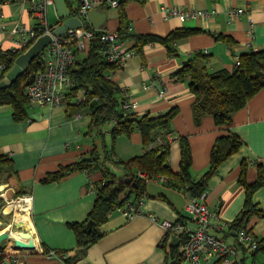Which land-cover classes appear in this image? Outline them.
I'll return each instance as SVG.
<instances>
[{
    "label": "crops",
    "instance_id": "1",
    "mask_svg": "<svg viewBox=\"0 0 264 264\" xmlns=\"http://www.w3.org/2000/svg\"><path fill=\"white\" fill-rule=\"evenodd\" d=\"M102 5L101 2L99 8L107 13L104 29L118 31L117 6L104 5L110 6L108 9ZM166 7L202 10L205 14L197 18L168 17L164 11ZM50 8L58 16L55 5ZM237 9L243 12L235 13ZM126 13L132 33L165 36L181 28L194 31L174 42L172 53L161 43L146 45L143 53L135 49L125 66L111 74V79L122 88L124 97L135 103L136 107L131 110L140 115L158 116L174 108L178 110L172 121L169 162L174 171L179 170V137H186L192 152L191 172L193 177L199 178L209 168L216 139L225 134L227 128L219 129L211 115L197 122L190 78L176 80L172 73L199 51L207 55L211 71H233L243 54L264 51V0H144L143 3L128 0ZM0 15L3 16L0 19V53L19 50L13 42L12 29L18 23L28 28L37 23L29 3L27 0L0 1ZM59 19L58 16L50 23L48 15L50 25L55 26ZM124 40L129 46L133 45L132 40ZM13 113L12 105L0 106V152L13 161L16 171L12 177L7 172L0 174L3 186L0 230L17 238L19 231L30 232L33 237L27 242L33 248L15 249L13 242L7 240L2 242L0 253L8 259L14 256L17 261L12 264H60L62 256L79 255L77 236L69 223L86 221L96 200L95 183L102 176L98 172L79 171L58 181L46 183L44 180L95 146L96 139L88 134L90 109L68 115L64 106L29 102L26 118L18 121ZM228 129L240 137L243 146L210 179L203 200L212 212L210 231L232 246L235 253L230 263L215 259L204 264H264V252L248 249L239 241L240 229L230 228L246 201V191L240 182L243 163L249 183L257 180L259 169L264 170V87L245 107L235 112ZM106 138L116 159L127 160L144 153L138 130L129 136L120 135L114 141L110 135ZM111 167L116 171V167ZM117 175H122L120 169ZM20 191L21 195L28 193L32 197L27 210L11 202ZM253 200L264 212V186L255 191ZM188 201V194L165 189L162 185L156 191L149 189V195L138 204L130 209L119 207L109 215L100 227L102 237L89 246L75 264H168L170 243L173 236L178 235H169L162 223L166 220L193 226ZM220 223L224 225L223 230L217 228ZM246 224L256 238L264 239V217L254 216ZM51 250L63 254L51 256Z\"/></svg>",
    "mask_w": 264,
    "mask_h": 264
},
{
    "label": "trees",
    "instance_id": "2",
    "mask_svg": "<svg viewBox=\"0 0 264 264\" xmlns=\"http://www.w3.org/2000/svg\"><path fill=\"white\" fill-rule=\"evenodd\" d=\"M127 1L119 0L117 6L118 32L121 39L132 40V47L139 53H143L144 47L152 43H161L172 53L174 42L194 32L189 28H181L165 36L132 33L127 22ZM81 2L82 0H66L73 16L78 15ZM106 4L107 0H103V6ZM106 8L110 9V6ZM61 23L62 20L59 19L56 25ZM33 43L34 41L17 51L0 53V63L6 65L0 73V80H3L14 66L15 59ZM107 49L108 44L100 35H96L88 42L84 51L77 52L76 60L70 69L72 85L63 101L68 115L77 114L85 108L90 109L91 122L88 134H92L97 142L90 152L83 154L73 163L61 166L44 180L46 183L58 181L79 171L98 172L102 176L95 183L96 200L86 221L69 223V227L77 236L79 255L64 257L60 264H75L77 259L85 254L87 248L102 237L100 227L108 220L109 215L119 207L138 204L149 195L148 184L156 178L163 177L160 183L165 189L183 192L188 194L189 198H201L207 192L210 179L218 173L220 166L243 146L240 137L228 129L233 123V115L245 107L264 87V51L243 54L239 59L240 65L233 71L209 70L207 55L199 51L172 73L176 80L190 78V90L194 95L192 107L196 121H200L205 115H211L219 129L227 128L225 134L220 135L213 145L208 170L201 177L195 178L191 172V147L186 137H179L181 146L179 170L174 171L169 162L173 136L172 121L178 110L174 108L166 114L153 116L149 113L140 115L124 108L123 104L127 98L124 97L122 88L111 79V74L119 69V65L108 60ZM44 68V63L37 57L24 75L6 89L0 90V106L12 105L16 120L21 121L27 117L30 102L27 87ZM136 130L142 135L144 153L127 160L116 159L113 148L108 147L106 137L110 135L114 141L118 136H129ZM111 166L120 169L122 175H117V171ZM246 170V164L243 163L240 182L246 191L245 205L231 223V229H247L246 223L250 218L264 217V212L253 200L255 191L264 186V170L259 169L258 178L253 183L246 180ZM3 172L9 173L11 177L16 175L13 161L0 152V174ZM20 193L22 191L16 195ZM180 237V242L170 243L167 258L170 264H185L180 249L187 235L183 233ZM257 240L258 248L255 253H263L264 239ZM5 257V254L0 253V262Z\"/></svg>",
    "mask_w": 264,
    "mask_h": 264
},
{
    "label": "built area",
    "instance_id": "3",
    "mask_svg": "<svg viewBox=\"0 0 264 264\" xmlns=\"http://www.w3.org/2000/svg\"><path fill=\"white\" fill-rule=\"evenodd\" d=\"M27 2L31 13L37 18V23L29 28L22 23L14 26L11 35L16 46L20 49L33 41L35 42L44 34L52 35L51 42L38 56L45 68L34 77L27 87L30 104L51 107L64 106L65 95L72 85L70 69L76 60L77 52L84 51L88 42L97 35L96 29L92 28L87 20L88 12L94 8H99L103 0H82L78 15H75L82 21V26L80 28H67L62 35L54 34V29L59 25L53 26L48 22L49 9L55 5L54 0H27ZM107 4L116 7L119 0H107ZM164 11L168 17L180 16L181 18H197L205 14L202 10H182L171 7H166ZM242 12V9H237L235 13L241 14ZM1 17L3 16L0 15V19ZM251 21L253 23L252 19ZM100 36L108 44V60L117 63L119 68L124 67L128 58L134 54L135 49L129 46L126 40L120 38L118 31L103 29ZM17 50L14 49L13 51ZM239 65L240 60H237L236 66ZM5 67V64L0 63L2 71ZM123 107L131 110L136 106L127 98ZM172 139L173 136L171 141ZM156 180L162 181L163 177L156 178ZM205 195L204 193L201 198H189L187 209L193 226L166 220L163 221L162 226L168 230L171 236H173L172 233L179 237L183 233L187 235L186 241L180 249L185 264H204L215 259L230 263V257L235 253V250L221 237L210 231L212 212L203 200ZM31 198L30 194L25 193L11 199V202L21 204L22 208L27 210V203H30L31 207ZM128 207L130 209L132 206L128 204L126 208ZM153 220H157L156 217H153ZM217 228L223 230L224 225L220 223ZM238 238L248 249L255 251L258 248L257 238L247 229H240ZM50 255L58 256L55 250H51ZM15 259L14 256L11 259L5 257L0 264H12L17 261Z\"/></svg>",
    "mask_w": 264,
    "mask_h": 264
},
{
    "label": "water",
    "instance_id": "4",
    "mask_svg": "<svg viewBox=\"0 0 264 264\" xmlns=\"http://www.w3.org/2000/svg\"><path fill=\"white\" fill-rule=\"evenodd\" d=\"M58 16L62 23L54 29L55 35H62L67 28H80L82 21L76 16L72 15L71 10L67 6L66 0H54ZM87 20L89 24L96 29V34L100 35L102 30L106 28L107 13L102 9H93L88 12ZM52 40L51 34H44L40 36L25 52L15 59L14 66L6 73L3 80H0V90L6 89L11 83H14L19 77L25 74L30 69L32 62L39 56L40 52ZM3 186L0 185V193ZM1 200V199H0ZM92 221L89 222L91 224ZM19 238L11 236L9 232L0 230V246L3 241H12L15 249L26 250L33 248V245L27 242L32 239V234L28 231H19ZM173 242L178 243L179 237L173 236Z\"/></svg>",
    "mask_w": 264,
    "mask_h": 264
},
{
    "label": "rangeland",
    "instance_id": "5",
    "mask_svg": "<svg viewBox=\"0 0 264 264\" xmlns=\"http://www.w3.org/2000/svg\"><path fill=\"white\" fill-rule=\"evenodd\" d=\"M54 9L53 8H50L49 9V22L52 23V22H55L57 20V15L54 13ZM111 14V13H110ZM56 15V17L54 16ZM119 170L118 168L116 169V171ZM159 185H161V183H155L154 181H151L149 184H148V187L149 189H151L152 191H156L158 188H159Z\"/></svg>",
    "mask_w": 264,
    "mask_h": 264
},
{
    "label": "bare ground",
    "instance_id": "6",
    "mask_svg": "<svg viewBox=\"0 0 264 264\" xmlns=\"http://www.w3.org/2000/svg\"><path fill=\"white\" fill-rule=\"evenodd\" d=\"M103 6V5H102ZM27 206H28V203H27Z\"/></svg>",
    "mask_w": 264,
    "mask_h": 264
}]
</instances>
